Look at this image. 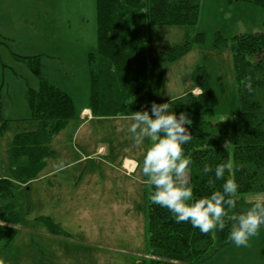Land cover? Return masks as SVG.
<instances>
[{"label":"rangeland","instance_id":"1","mask_svg":"<svg viewBox=\"0 0 264 264\" xmlns=\"http://www.w3.org/2000/svg\"><path fill=\"white\" fill-rule=\"evenodd\" d=\"M52 2L57 17L49 32L18 28L22 9L0 0V179L15 185L12 204L20 220L0 264H139L148 259V200L152 184L142 172L150 137L137 145L128 127L131 116L81 118L79 129L56 136L49 160L38 177L27 184L13 175L10 150L18 134L36 130L30 120L28 92L39 78L65 91L78 113L90 97V54L97 55L96 0H36ZM36 12L37 17L45 15ZM264 7L235 0H202L194 27L153 30L156 50L191 40L197 33L205 42L183 58L164 64L161 101L169 111L186 113L191 121L227 122L240 109L231 40L262 30ZM23 28V29H22ZM217 33L227 45L215 50ZM20 57L39 56L38 73ZM203 67L218 105L179 108L170 103L193 91L199 95L194 71ZM254 201L264 194H248ZM225 251V250H224ZM222 251L209 264H221Z\"/></svg>","mask_w":264,"mask_h":264},{"label":"trees","instance_id":"2","mask_svg":"<svg viewBox=\"0 0 264 264\" xmlns=\"http://www.w3.org/2000/svg\"><path fill=\"white\" fill-rule=\"evenodd\" d=\"M264 7V0H235ZM202 0H96L97 55L90 54L91 70L88 109L93 118L132 116V112L150 111L160 104L164 64L175 62L205 42L197 33L191 40L156 50L153 30L159 27H194L198 24ZM217 33L215 50L227 45ZM234 73L240 109L231 127L227 122L192 121L193 138L184 144L183 155L191 161L186 174L193 190L192 199L222 191L223 183L233 178L237 192L231 198L234 208H226L224 229L203 233L189 221L176 222L167 208L148 200V259L139 264H206L233 241L230 233L237 223L234 217L246 213L256 203L248 194H264V22L256 33L236 35L231 40ZM38 73L40 57H20ZM199 95L192 92L173 100L172 107L212 108L218 105L206 71L198 67L193 74ZM251 83V91L248 84ZM30 120L36 130L18 134L10 150L13 175L27 184L39 176L47 162L56 157L52 143L66 129L76 132L79 114L72 98L46 79L28 92ZM151 114V112H150ZM156 142V141H155ZM225 164L224 176L215 179V167ZM208 165L212 172L205 174ZM209 178L213 183H209ZM15 185L0 179V252L14 239L20 215L12 204Z\"/></svg>","mask_w":264,"mask_h":264},{"label":"clouds","instance_id":"3","mask_svg":"<svg viewBox=\"0 0 264 264\" xmlns=\"http://www.w3.org/2000/svg\"><path fill=\"white\" fill-rule=\"evenodd\" d=\"M248 88L251 91V83ZM130 119L132 123L128 132L137 145L142 144L145 137L156 141L147 149L142 167V172L155 188L152 202L172 212L176 222L189 221L203 233L224 229L226 208L235 207V200L231 197L236 194L238 185L233 178H229L223 183L222 191L192 199L193 190L186 179L191 161L183 155L182 147L193 138L189 116L184 112L177 114L169 111V103L153 102L150 111L145 107L142 111L132 112ZM225 168L223 163L215 167L216 180L224 176ZM203 172L210 173L212 168L205 165ZM208 182L211 184L214 181L209 178ZM234 219L237 223L232 227L230 238L237 247L247 246L249 238L264 226V204L256 203Z\"/></svg>","mask_w":264,"mask_h":264},{"label":"crops","instance_id":"4","mask_svg":"<svg viewBox=\"0 0 264 264\" xmlns=\"http://www.w3.org/2000/svg\"><path fill=\"white\" fill-rule=\"evenodd\" d=\"M4 1L8 2V0ZM11 2L12 0H10V3ZM14 5V10L17 8L22 9V21H19V19L16 22L18 28H24V26H26L29 31L37 32L40 30L45 33L51 31L53 23L57 21V17L52 13V8L53 6L56 8V4L53 5L51 1L46 3L45 8L42 1H40L39 5H36V0H14ZM43 8L46 10L45 15H41L40 17L35 16L37 15L36 12H41L43 14ZM85 116L93 119L88 106L79 114V119L85 118ZM221 256L224 258L221 264H264V226L259 228L256 235L249 238L247 246L237 247L233 242L225 249Z\"/></svg>","mask_w":264,"mask_h":264}]
</instances>
